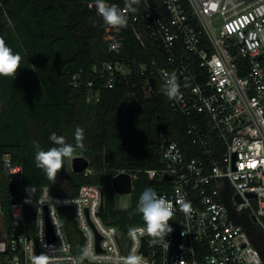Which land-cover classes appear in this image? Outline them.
<instances>
[{"label":"built area","instance_id":"1","mask_svg":"<svg viewBox=\"0 0 264 264\" xmlns=\"http://www.w3.org/2000/svg\"><path fill=\"white\" fill-rule=\"evenodd\" d=\"M105 3L125 12L141 43L149 39L160 48L163 57L150 66L142 64V72L151 76L149 90L157 91L150 83L154 77L163 93L171 75L176 76L180 96L167 99L188 119L192 145L186 149L165 137L159 148L163 166L145 170L163 183L155 191L173 205L180 227L164 241L138 234L143 264H264L254 237L256 230L264 233V0H139L135 12L126 9L125 0ZM88 5L95 9V1ZM121 47L122 42H112L109 48L118 52ZM93 71L113 88L118 74L131 73V63L108 61ZM70 83L87 88V100H92L95 83L84 70ZM128 173L134 185L137 173ZM0 174L8 188L23 179L22 166L13 164L10 154L0 159ZM2 187L0 179V264H32L31 258L41 253L55 264H80L66 229L69 213L82 233L83 249L90 248L95 256L83 264H122L135 246L129 230L123 233L103 219L104 190L97 184L81 185L74 196L51 185H26L18 199L10 194L8 228ZM26 187L35 189L30 203H24ZM126 195L131 202L132 193ZM181 199L191 203L188 216L177 203Z\"/></svg>","mask_w":264,"mask_h":264},{"label":"trees","instance_id":"2","mask_svg":"<svg viewBox=\"0 0 264 264\" xmlns=\"http://www.w3.org/2000/svg\"><path fill=\"white\" fill-rule=\"evenodd\" d=\"M91 1L95 0H0V37L22 57L15 79L0 76V159L10 154L12 163L22 166L19 189L51 185L63 195L74 196L83 184L101 186L103 219L127 233L133 224L145 225L136 211L140 194L149 187L164 188L145 172L163 166L159 148L164 138L186 149L192 147L186 133L188 119L171 108L159 82L156 92L149 90L151 76L142 72L141 65L150 66L154 58H162L160 48L149 39L141 43L129 21L120 30L105 25L89 7ZM112 42H122L120 51L110 50ZM108 61L131 63V73L118 74L113 88L104 86L93 71L95 65L101 67ZM81 70L95 83L91 101L87 100V88L77 89L70 83ZM77 126L84 129L85 147L81 150L93 173L74 172L70 158H65L56 180L50 181L35 166L33 141L47 150L55 146L49 137L56 133L74 145ZM120 172L137 173L128 207L119 206L113 186V176ZM0 179L2 215L8 228L12 223L11 196L7 178L0 174ZM64 218L80 259L82 233L72 213ZM169 224L172 235L180 227V218L174 215Z\"/></svg>","mask_w":264,"mask_h":264},{"label":"clouds","instance_id":"3","mask_svg":"<svg viewBox=\"0 0 264 264\" xmlns=\"http://www.w3.org/2000/svg\"><path fill=\"white\" fill-rule=\"evenodd\" d=\"M139 0H125V7L127 10L135 12L133 5L138 4ZM95 7L97 13L102 18L105 25H108L116 30L126 28L128 25V17L123 10L117 5H107L105 0H95ZM22 57L19 53L13 51L11 47L6 44L3 37H0V76L16 78L17 72L20 69ZM164 94L169 100H175L180 96V84L177 82L175 75H171L168 80L167 89ZM75 144L66 142L64 136H58L52 133L49 137L53 147L44 150L39 143L33 141L35 148V166L43 170L50 181H55L58 172H60L64 165L65 158H72L77 148L84 149V129L77 126L74 132ZM28 193L24 203H30V197L34 195V188H25ZM43 203V201H39ZM180 210L188 216L191 211V203L184 200H178ZM136 211L142 214L145 226L142 228L129 229V235L135 242L129 254L123 258L122 264H143V256L138 254L139 236H150L153 242L164 241L165 237L173 232L169 221L174 216L173 205L163 196H159L157 192L151 187L146 188L139 197ZM167 246V245H165ZM32 264H55V262L44 253L38 256H33ZM94 260L95 256L90 248L82 249L80 257V264L83 260Z\"/></svg>","mask_w":264,"mask_h":264},{"label":"water","instance_id":"4","mask_svg":"<svg viewBox=\"0 0 264 264\" xmlns=\"http://www.w3.org/2000/svg\"><path fill=\"white\" fill-rule=\"evenodd\" d=\"M94 8L96 9L95 5ZM151 86L154 90H157L156 79L154 77L150 78ZM89 167V160L85 156H75L72 161V168L74 172L81 173L85 171L86 168ZM169 178V175H166ZM113 186L114 190L118 194H131L133 192V180L131 175L128 172H120L113 178ZM9 191L12 196L17 197L18 199V192L19 188L17 183H10L9 184ZM101 209L104 208V203L101 204ZM100 238H98L99 241ZM144 245L143 250L146 252V244L147 240L144 237L143 239Z\"/></svg>","mask_w":264,"mask_h":264},{"label":"rangeland","instance_id":"5","mask_svg":"<svg viewBox=\"0 0 264 264\" xmlns=\"http://www.w3.org/2000/svg\"><path fill=\"white\" fill-rule=\"evenodd\" d=\"M2 107H3V103L0 100V113H1ZM136 109H137V114H139L140 106L137 105ZM75 156H85V157H87L86 155L83 154V151L81 149L80 150L79 149L75 150L73 157H75ZM129 203H130L129 195L119 194V196H118V204H119L120 207H127L129 205ZM254 237L257 240V242L259 243V245H261V249L264 252V233L262 231H260V230H256Z\"/></svg>","mask_w":264,"mask_h":264}]
</instances>
